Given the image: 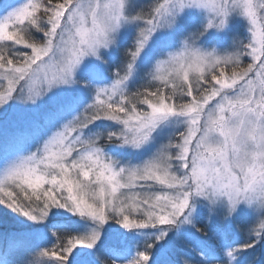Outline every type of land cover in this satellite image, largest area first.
<instances>
[{
	"label": "snow or ice",
	"instance_id": "obj_1",
	"mask_svg": "<svg viewBox=\"0 0 264 264\" xmlns=\"http://www.w3.org/2000/svg\"><path fill=\"white\" fill-rule=\"evenodd\" d=\"M0 221V264H264V0H2Z\"/></svg>",
	"mask_w": 264,
	"mask_h": 264
},
{
	"label": "rangeland",
	"instance_id": "obj_2",
	"mask_svg": "<svg viewBox=\"0 0 264 264\" xmlns=\"http://www.w3.org/2000/svg\"><path fill=\"white\" fill-rule=\"evenodd\" d=\"M2 2V0H0ZM10 2L16 4L17 6L22 5L23 3L27 2V0H10ZM145 3L152 2V0H143ZM241 21L237 25V33L240 35V37L243 39L245 36L248 35L247 31V22L243 20V18H240ZM13 228V225L9 223L8 221H0V232H3L5 229L11 230ZM241 238H243V234H241ZM138 242V241H137ZM130 245L135 248V243L133 241H129ZM142 245V243H141ZM257 258L260 256V251L258 250L256 253Z\"/></svg>",
	"mask_w": 264,
	"mask_h": 264
},
{
	"label": "trees",
	"instance_id": "obj_3",
	"mask_svg": "<svg viewBox=\"0 0 264 264\" xmlns=\"http://www.w3.org/2000/svg\"><path fill=\"white\" fill-rule=\"evenodd\" d=\"M143 245H141V248H142Z\"/></svg>",
	"mask_w": 264,
	"mask_h": 264
}]
</instances>
